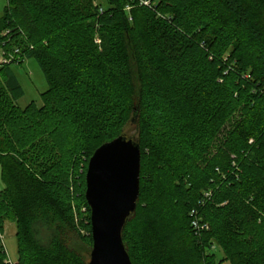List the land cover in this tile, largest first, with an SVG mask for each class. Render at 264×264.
Wrapping results in <instances>:
<instances>
[{
    "label": "trees",
    "instance_id": "1",
    "mask_svg": "<svg viewBox=\"0 0 264 264\" xmlns=\"http://www.w3.org/2000/svg\"><path fill=\"white\" fill-rule=\"evenodd\" d=\"M151 1L0 12V52L33 59L47 84L21 108L0 66V236L13 220L20 264H88L87 164L128 127L140 148L121 232L131 264H264V0ZM192 211L207 231L195 235Z\"/></svg>",
    "mask_w": 264,
    "mask_h": 264
},
{
    "label": "water",
    "instance_id": "2",
    "mask_svg": "<svg viewBox=\"0 0 264 264\" xmlns=\"http://www.w3.org/2000/svg\"><path fill=\"white\" fill-rule=\"evenodd\" d=\"M140 148L134 137L119 136L90 157L85 173L91 250L88 264H131L121 232L139 196Z\"/></svg>",
    "mask_w": 264,
    "mask_h": 264
},
{
    "label": "rangeland",
    "instance_id": "3",
    "mask_svg": "<svg viewBox=\"0 0 264 264\" xmlns=\"http://www.w3.org/2000/svg\"><path fill=\"white\" fill-rule=\"evenodd\" d=\"M6 4H7V0H0V12L3 11ZM94 4L104 8L107 6V0H94ZM0 15H2V13H0ZM96 44L100 45V40L96 42ZM11 69L24 92L23 97L17 101L18 106L22 108L25 107L30 102H35L36 105L40 106L41 94L46 90L47 84L43 76V73L39 69L37 63L33 59H25L20 64L11 65ZM124 135L126 137H132L133 127H128L125 130ZM3 188H4V184L2 182L1 169H0V189ZM15 233H16L15 222L11 219L5 218L3 224V230L1 232L4 251L10 263L20 264L17 254V239ZM216 257L217 260H220L222 254L220 252H217ZM223 264H228V263H223Z\"/></svg>",
    "mask_w": 264,
    "mask_h": 264
},
{
    "label": "built area",
    "instance_id": "4",
    "mask_svg": "<svg viewBox=\"0 0 264 264\" xmlns=\"http://www.w3.org/2000/svg\"><path fill=\"white\" fill-rule=\"evenodd\" d=\"M135 7H145L152 11H155V6L153 5L151 0H129L128 4L125 6L124 10L130 12ZM99 12H102V8H99ZM98 42V41H96ZM18 50H15L12 54L5 55V53L0 52V66L2 65H13L20 64L22 61L19 58ZM191 228L194 231L195 235H199L202 232L208 230V225L201 222V219L196 216L194 211L191 212ZM2 241V236H0ZM3 244V242H2ZM212 249H215V246H212ZM5 264H12L6 258ZM16 264V263H15Z\"/></svg>",
    "mask_w": 264,
    "mask_h": 264
}]
</instances>
